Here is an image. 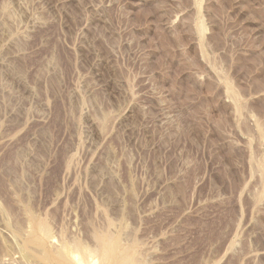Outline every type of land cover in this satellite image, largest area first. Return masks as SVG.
Segmentation results:
<instances>
[{"label": "rangeland", "instance_id": "1", "mask_svg": "<svg viewBox=\"0 0 264 264\" xmlns=\"http://www.w3.org/2000/svg\"><path fill=\"white\" fill-rule=\"evenodd\" d=\"M90 261L264 264V0H0V264Z\"/></svg>", "mask_w": 264, "mask_h": 264}, {"label": "bare ground", "instance_id": "2", "mask_svg": "<svg viewBox=\"0 0 264 264\" xmlns=\"http://www.w3.org/2000/svg\"><path fill=\"white\" fill-rule=\"evenodd\" d=\"M61 253V252H60ZM64 253V252H63ZM65 255V254H64ZM89 255V254H88ZM87 256V255H86ZM74 258H76V257H74ZM88 259H89V257H88ZM88 259H86V260H88ZM89 260H92V257H90V259ZM77 261H80V259H77ZM81 261H83V260H81ZM80 261V262H81ZM75 262V261H74ZM92 262H93V260H92ZM78 263V262H77ZM77 263H75V264H77ZM83 263V262H82ZM82 263H79V264H82ZM91 263V261L89 262V264ZM87 264H88V262H87ZM93 264V263H92Z\"/></svg>", "mask_w": 264, "mask_h": 264}]
</instances>
